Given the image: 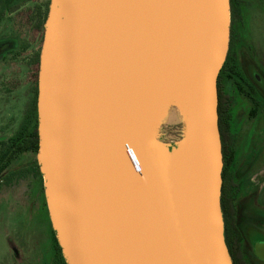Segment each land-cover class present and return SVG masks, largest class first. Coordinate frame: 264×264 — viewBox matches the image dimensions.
<instances>
[{
	"label": "water",
	"instance_id": "obj_1",
	"mask_svg": "<svg viewBox=\"0 0 264 264\" xmlns=\"http://www.w3.org/2000/svg\"><path fill=\"white\" fill-rule=\"evenodd\" d=\"M230 0H50L37 82L52 231L67 264H233L221 207L218 77ZM194 52L186 138L146 134L164 60ZM221 244L228 262L212 259Z\"/></svg>",
	"mask_w": 264,
	"mask_h": 264
},
{
	"label": "rangeland",
	"instance_id": "obj_2",
	"mask_svg": "<svg viewBox=\"0 0 264 264\" xmlns=\"http://www.w3.org/2000/svg\"><path fill=\"white\" fill-rule=\"evenodd\" d=\"M48 3L49 0H18L12 9L6 10L0 23V153L19 129L38 82V68L34 62L41 51L44 27L36 28V13L37 8L46 11ZM235 39L233 58L249 82L248 87H243L259 96L264 105L263 0H244ZM254 73L256 78H261L259 84L254 80ZM236 81L243 85V80L238 77ZM232 94L236 99L232 125L238 128L240 140L239 178L236 181L241 183L242 191L238 201L242 203L245 217L252 220L255 216L262 220L261 230L249 221L243 225L244 246L251 264H264L253 255L256 240L264 237V112L259 111L253 116L250 99L238 93L236 85ZM187 132L188 122L181 120L175 107L170 105L168 120L155 128L152 136L172 155ZM31 161V156L24 154L13 167H28ZM43 196L44 192L27 170L10 183H3L0 191V264H51L53 231ZM255 249L261 255L264 245Z\"/></svg>",
	"mask_w": 264,
	"mask_h": 264
},
{
	"label": "trees",
	"instance_id": "obj_3",
	"mask_svg": "<svg viewBox=\"0 0 264 264\" xmlns=\"http://www.w3.org/2000/svg\"><path fill=\"white\" fill-rule=\"evenodd\" d=\"M17 3L18 0H0V23L5 16L6 10L12 9ZM243 3L244 0H230V48L225 64L218 77V113L223 161L226 163L227 168L231 169V175H233L236 179L239 178L238 161L240 153V140L238 128L232 125V110L236 105V99L232 94L234 85H236L238 93H242L250 99L253 116L258 114L259 111L264 112V105L260 100V97H257V95L250 91H247L239 82L236 81V78L241 76V72L239 71V66L236 59L233 58L232 49L236 40V24L239 19H242ZM47 9L43 12L37 8L36 14L38 21L36 28L39 30L43 29L44 27L47 17ZM39 56L40 53H37L34 62L37 68L39 66ZM37 92L38 88L36 81L33 96L29 101L24 119L15 135L11 137L10 140H8V143L5 144L4 150H2L0 153V191L4 182L7 184L10 183L15 177H19L24 172V170L32 173L34 180L39 184L41 191H43V176L37 160L39 149ZM24 154L31 156L32 161L30 162V165L28 167H13L14 162ZM241 191V183L239 182L233 184V190L231 188L226 190L225 187L222 190L221 207L224 220V235L233 264H251L247 258L248 255L244 246L246 240L243 225L249 221V223L251 222L257 230H261L262 220H259L255 216L252 218V220H250L243 215L241 204L239 203L240 201H238ZM43 201L44 206L47 207L46 198L44 196ZM263 238H259L258 240H262ZM51 264H67L63 256L62 249L54 234L52 235Z\"/></svg>",
	"mask_w": 264,
	"mask_h": 264
},
{
	"label": "bare ground",
	"instance_id": "obj_4",
	"mask_svg": "<svg viewBox=\"0 0 264 264\" xmlns=\"http://www.w3.org/2000/svg\"><path fill=\"white\" fill-rule=\"evenodd\" d=\"M193 62L194 52L183 42L174 45L167 54L156 83L157 88L154 99L147 115L146 134L149 138L157 141L153 138L152 133L155 128L168 120L170 105L175 107V111L181 120L189 122L195 83ZM161 144L164 146L163 143ZM212 259L228 262L226 250L221 244H218L213 250Z\"/></svg>",
	"mask_w": 264,
	"mask_h": 264
},
{
	"label": "flooded vegetation",
	"instance_id": "obj_5",
	"mask_svg": "<svg viewBox=\"0 0 264 264\" xmlns=\"http://www.w3.org/2000/svg\"><path fill=\"white\" fill-rule=\"evenodd\" d=\"M1 54V53H0ZM254 80L256 81V83H260V81H261V78L260 77H258V78H256L257 77V74L256 73H254ZM235 77V76H234ZM240 80H243V85L242 86H244V87H248V85H249V82H247L246 81V79L242 76V74H241V76H239L238 77ZM222 177H223V185H222V190H223V188L225 187V189L227 190L228 188H231L232 190H233V184H236L237 183V181H236V178L233 176V175H231V169L230 168H227V165H226V163H224V166H223V172H222ZM241 189H242V187H241ZM241 194V193H240ZM240 196V195H239ZM240 204H241V206H242V203H241V201L239 202ZM261 246V245H264V239H260V240H257L256 241V244L253 246V255H254V257L256 258V259H259V260H262V261H264V252H260V254L261 255H258V253H257V251H256V247L257 246Z\"/></svg>",
	"mask_w": 264,
	"mask_h": 264
}]
</instances>
